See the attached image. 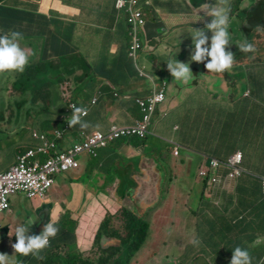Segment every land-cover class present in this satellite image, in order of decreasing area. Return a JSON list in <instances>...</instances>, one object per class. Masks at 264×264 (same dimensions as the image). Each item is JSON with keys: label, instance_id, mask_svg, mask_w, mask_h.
I'll list each match as a JSON object with an SVG mask.
<instances>
[{"label": "crops", "instance_id": "0c3cea01", "mask_svg": "<svg viewBox=\"0 0 264 264\" xmlns=\"http://www.w3.org/2000/svg\"><path fill=\"white\" fill-rule=\"evenodd\" d=\"M69 1L71 5L73 3L74 9L68 6V0H3L0 3V35L16 31L17 27H21L23 32L21 44L28 50L33 48L31 51V56H34L33 61L41 62L79 55L81 60L87 62V72L82 70L80 64V67L71 75L70 81L64 82L70 86L72 100L81 105H90L91 102L93 104V99L98 98L97 103L91 105L88 116L83 117V120L89 123V127L86 130H81L79 125L71 128L74 140L78 137L81 139L84 132L104 131L116 124L132 125L141 119L142 109L140 110L136 99L150 97L158 83L162 82L160 80L163 77L171 78L167 62L175 60L184 63L194 62L191 61V55L194 53L191 32L194 29H202L201 20L204 16H208L201 7L206 3H216V0L142 1L148 22L144 33L146 44L140 58V64L148 70L149 77L144 78L138 76L137 64L128 55L130 20L124 11H120L121 18H118L116 0ZM233 1L230 0V9L233 8ZM245 4L244 10L249 8L251 2L249 6ZM150 14L153 16H149ZM230 14L229 12V16ZM212 19L213 17L210 16V22ZM238 21L237 17L230 18L229 32L233 31L232 25L237 24ZM248 26H250L249 23ZM252 32L248 43L254 46V51L245 53L250 57L246 58L247 64L244 69L233 68L228 77L216 72L205 74L202 71L201 77L197 74L196 63L199 62H196L191 67L193 72L189 80L191 83L178 82L185 85L183 90L186 86L191 87L190 92L202 89V94L196 96L207 95L212 99L211 104L204 101L208 104V110L216 109L213 101L219 95L212 96L210 93L215 87H230L229 95H232L234 89L238 88L236 96L238 100L249 99L254 94L262 95L261 99L255 101L254 104L246 102L242 104L245 108L242 119L236 121L232 116L219 115L221 113L219 111H215L218 114L216 117L209 118L206 122H204L205 116H202V139L196 142L195 138L191 141L189 131L177 123V118L174 119L172 128L180 133L167 136L160 129V125L171 117L169 114L171 112H166V116L160 115L161 120L154 117V129L152 126L151 135L146 140L122 139L101 150L97 158L91 159L87 156V159L81 163L83 166L85 162H89L85 165L87 170L84 171L82 177H77L76 173H72L67 184L56 188L51 196L45 199H30L25 195L14 196L12 204L17 205V209L13 206L0 218V253L9 256L8 264H46L53 256L63 255L62 248L66 254H86L93 250L96 243L95 231L103 218L82 217L84 212L86 214L89 211H92L91 214L95 212L98 206L96 196L104 201L117 199L114 191L119 188L121 197L122 193H127L129 190L131 192L129 196L134 199L136 196L133 187L120 185L124 184L127 180L126 176H129L132 181L136 180L134 186L137 190L141 174L145 175L146 179L159 178L161 190L165 189V182L168 179L170 186H177L175 178L165 176L171 171L168 170V165L172 160L170 154H167L169 157L167 162H163L161 157V152L165 149L169 150V144L171 149L173 148V155L175 148L179 147L180 154L174 156L175 158L182 156L180 148L184 146L188 150L187 157H195L198 154L202 157V161H199L202 162V168H209L214 158L227 160L236 152L241 151L244 153L245 169L264 177V25L253 28ZM254 59L262 62H251ZM85 75L88 78L85 77L83 80L82 77ZM198 78H200L199 81ZM244 81L246 91L243 93ZM216 82L219 83L216 84ZM64 83L61 84L62 87L65 86ZM14 85L11 87L14 88ZM11 87L5 88L6 94L13 92ZM109 89L112 91L110 92ZM56 90L59 91V87ZM23 95L22 98H26L27 93ZM6 98L13 101V97L7 96ZM181 99L183 97L179 98L177 95L173 97V100L177 102ZM25 101H17L13 105L14 117L6 116L5 122L10 124L7 128L10 142L15 141L13 132L17 131L18 125L24 120L36 122V124L38 122L39 113L32 114V110L28 111L26 107L32 105ZM63 106L58 102L52 103L51 110L54 114L48 116L49 120L58 121L61 128H64V124L60 122L59 109ZM4 108H8L7 104L0 103V109L4 110ZM157 113L160 114L159 109ZM221 126H228V132L216 130ZM45 127L46 124L41 130L37 125L34 130L48 131ZM32 134L33 130L30 137L31 144L34 142ZM153 136L163 141L165 149L152 138ZM172 142L176 145L172 146ZM17 148L12 147L14 152L12 158L3 152V148L0 149V173L9 171L17 163V156L22 150L20 145ZM147 153L154 156L153 161L145 157ZM228 173L227 169L220 171L222 181L218 185H211L212 180L202 176L205 179L202 178V194L199 196L202 200V209H204L202 218H197L195 225L191 220H187L188 218H183L179 226V228L186 229V220L190 222L191 227L188 230L195 229V241L199 242L192 249V254L188 258L189 264L201 256L202 264H231L233 250L238 246L250 252L252 264H264V193L261 181L248 175L236 181L227 180ZM113 180L119 183V187L117 184L106 186L105 183ZM194 190V186L184 189L185 193H182L180 200L176 198L172 205L177 202L178 206L186 205L192 200V205L195 201L194 207H199L198 199L187 194L188 191ZM109 192H112L114 198L109 195ZM124 201L126 200L122 199L120 202ZM26 206H28L27 210ZM219 206H227L229 210L223 215L228 218H210L213 209L219 210ZM209 207H211L210 211ZM207 212H209V218H203L207 217ZM170 220L172 218L154 219L152 226L150 225V233H152L148 240L149 243L152 237L156 236L154 231L166 232V224L168 225L167 231L170 229ZM50 221L59 228V233L50 240V246L41 252L42 260L32 255L23 256L15 253L12 245L17 242V238L15 235L9 236L11 229L14 234L18 226L29 227L28 235H39ZM159 246L158 241L157 250L160 249ZM51 249L52 253L60 251L49 256ZM141 255L146 257L143 264H146L149 259L151 264H163L164 262L159 256L157 257V251L148 254L146 250H142ZM154 255H156L155 258ZM153 259L156 261L154 262ZM185 262L188 264L187 259H184L182 255L177 264Z\"/></svg>", "mask_w": 264, "mask_h": 264}, {"label": "rangeland", "instance_id": "374dc122", "mask_svg": "<svg viewBox=\"0 0 264 264\" xmlns=\"http://www.w3.org/2000/svg\"><path fill=\"white\" fill-rule=\"evenodd\" d=\"M241 0L240 2H238V4L236 3V0H234L232 2L233 7H235V14H240L241 16H244V13L242 12L241 9H239V6L241 7L242 4ZM251 2V6L252 5H257L259 0L257 1H252V0H244L243 1V6H246L245 3H247V5L249 6V3ZM230 3V0H229ZM49 7H51V5H48ZM68 6L71 7L72 9H74L73 7V3L72 5L70 4V1L68 0ZM249 6L250 8L248 10H252V7ZM48 8V7H47ZM192 8V5H191ZM241 10V11H239ZM250 12H248L247 14H249ZM126 13V12H125ZM126 15L128 16V13H126ZM149 16H153V15H149ZM204 16V15H203ZM204 19L201 20V26L202 29H205L206 34L210 36V31L206 29V24L210 23V16H204ZM207 19V20H206ZM243 21H240L236 26H238L239 28H243L244 26H239L240 24H242ZM148 26V24H147ZM146 26V27H147ZM18 32L22 33V28L21 27H17ZM20 40V46L25 49L27 52L30 53V57H29V64L26 66L25 69L28 68V66H31L35 63H38L40 61H33V55L31 56V51L32 50H28V48L26 46H24L23 44H21ZM146 44V40L144 39V44ZM209 44H210V39H209ZM97 52V49H95ZM210 59V58H209ZM208 61H205L204 63H190V67H192L193 64L196 63V66L198 67V71L197 74H199L202 77V71L206 74L208 71V69L205 67V64ZM71 62L68 63V65H70ZM71 69L72 66H70ZM69 67V68H70ZM82 70L84 71H88V66H87V62L84 60L81 64ZM57 68V67H56ZM69 68L64 69L62 72H59V75H62V78H66V80L64 81L66 83V81H70L71 76H65L68 72H69ZM192 70V69H191ZM233 70V69H232ZM148 71V70H147ZM209 72V71H208ZM52 73V72H51ZM231 75V71L228 72ZM46 74V75H45ZM44 75H42V77H39V81L43 84V81L41 80V78H43L44 80L46 79V81H48V83H44V95L45 97H49L50 96V92L48 91V88L51 85H55L56 82H58L57 75H49V73H45ZM48 74V75H47ZM193 76V74H192ZM88 76H83L82 79L84 80V78ZM21 78V73L18 72H14V74L12 72L10 73H5V74H0V103L4 104L6 103L8 108H4L5 112H6V116L10 115V113L14 110L13 105L17 102H23V100L25 101V98H22L24 95L21 94L19 91L15 90V88L11 87L13 86V84H17L18 79ZM172 79L174 81V84L172 83ZM200 78H198L197 80L199 81ZM56 80V81H55ZM196 80V82H197ZM15 81V82H14ZM14 82V83H13ZM63 82V83H64ZM179 81L174 80V77L171 75V86L169 87V92H168V97H166V99L157 105V109L159 108V113H156L155 118L157 117L159 120L160 119V115L161 116H166V112H171L169 113L171 117H169V120H167L165 123L160 125V129L163 130L165 132V134L167 136H172V135H176L179 134L180 132L178 131H174L172 128V123L174 121L175 118H177L178 122L180 123V125L185 128L186 130L189 131V137L191 138V141L193 138H195L196 142H198V140L201 139L202 136V116H205V119H209V118H214L216 117L218 114L215 111H219L221 113H219V115H226L228 117H233V119H242L243 114L245 112V108L244 106H242V104H244L245 102L247 104H254L255 101H257L258 99H261L262 95H256L254 94V96H252L249 99H239L236 97L237 93H238V88L234 89V92L232 95H229L228 93L231 92V88L230 87H215V89H212L210 91L212 96H217V99H215L213 101V106L216 109H212V110H208V104L204 103L207 102L209 104H211L212 99L207 96H200L197 97L196 95L202 94V89H198V90H194L192 92H190V88L189 86H186L184 88V90H181L179 88V91H181V93L177 94V86L176 83H178ZM34 83V82H33ZM65 86H61V92H62V97L64 98V101L70 100L71 99V93H70V86L69 84H65ZM188 83H191L188 81ZM219 82H216V84ZM18 85H21L23 87V89L26 90L27 96V103H29V105L32 106H27L26 109L28 111L32 110L34 114V112H38V122L36 124V122H31L28 120H24L22 123H20L18 125L17 131L13 132L15 133L14 142H10V136L7 132V130H4V128H8L10 126V124H7L5 121V117H0V149L3 148V152H5L8 156H10V158H12V156L14 155V152L12 150V147H14V149H16L18 147V145H20V147L22 148V150H20L19 154L21 152H27L31 149L36 148L39 144L38 140L35 139V137L32 134L33 140L34 142L31 144V133L32 130L35 131L34 129L37 127V125H39V127L41 128V130H43V126L44 124H46L49 119L48 116L51 114H54V112L51 110L52 107L54 109V106H50L46 101L43 95H42V88L39 89V87H34V84H29V83H24L23 81H20ZM174 86V87H173ZM6 87H11V89L13 90L12 93L6 94L5 93V88ZM39 89V90H34V89ZM175 92H174V91ZM222 90H226V92H222ZM59 91H60V86H59ZM109 91L111 92L112 90L109 89ZM245 91H246V87H245ZM60 92V94H61ZM224 94V95H223ZM177 95V97L181 98L183 97V99H181L179 102L173 100V97H175ZM13 97V101L12 100H7L6 97ZM195 96V97H194ZM30 97V99L28 98ZM264 97V96H263ZM149 98V97H148ZM148 98H143V99H148ZM98 100V98H94L93 99V104L91 102L90 105H85L82 108H85L86 110H90L91 105H94L95 102ZM75 102V101H74ZM10 107H9V105ZM75 103H73L74 105ZM138 106L140 107V110L142 109L141 106L138 104ZM13 107V108H12ZM68 110L71 109V107H68ZM255 108L257 109V105L255 106ZM12 109V110H11ZM169 109V111H168ZM11 110V111H10ZM70 112V111H69ZM173 113V114H172ZM141 120V119H138ZM137 120V121H138ZM137 121L132 124V125H117L116 126H120V127H130V126H134L137 124ZM150 124L153 125L154 124V117L151 118L150 120ZM3 129H2V128ZM69 124L66 123L64 124V128H59V129H49L47 128L48 131H40L38 130L40 133H44L47 135H52L55 134L57 131H60L63 133V139L59 140L60 146L62 147V149H67L70 147H73L75 144H77L78 142L85 140L86 138L92 136L95 132H103V131H95L92 133H83V137L81 139L74 140L73 139V134L71 131V128L69 129ZM154 129V126H153ZM178 129V128H176ZM153 132V130H152ZM105 133V132H103ZM108 132H106V134H108ZM198 135H200L198 137ZM134 140L136 138H138L137 136H129V137H122L116 141H114L113 143L122 140V139H130ZM133 138V139H132ZM156 142H158L161 147H163L165 149V147L163 146V141L158 138L153 136L152 137ZM111 143V145L113 144ZM172 146H175L176 143L172 142L171 143ZM5 145V147L3 146ZM169 150L167 151L165 149V151L161 152V157L164 160L163 162H167L169 157H167V154H170V157L172 158L170 165H168V170L169 175H165L166 177H170V178H175L176 180V187H172L170 186V181L169 179L165 182V186L164 190L160 189V179L156 178L153 179L151 177H149L148 179L145 178V175H139V188L136 190L134 183H124L120 186H127L128 188L133 187V190L135 191V198L131 199V197L129 196V194L131 193L129 190L127 191V193H122V197H121V191L119 190V188L115 189L114 193L116 194V198L117 199H113L111 201H104L102 198L96 196L97 202H98V206L95 209V212L93 214H91L92 211H89L87 214L84 212V216L82 218H84L85 216H88L90 218H111V217H115L113 218L114 222H113V226L116 227L117 229H120L122 231H124L125 225L123 223V221L121 220V211L123 208H128L131 211H134L138 214V216H142L145 217L144 219H146L150 225L152 226V222L154 221L155 218H169L172 220H170L171 225H170V229L167 231V224H166V232H155L156 236L152 237V241L149 243L147 242L142 250H146V252L148 254H151L154 251L158 252L157 257L159 256L162 260H164L163 264H168L170 262V264H177V261L180 260V257H184V259H187L188 262V258H190L191 254H192V249L194 248V246L196 244L193 243V241H195V229L192 230H188L191 227L190 222H188L187 220H191L194 225L197 222V218H202V212H204V209H202V200H200L199 196L202 194V185H203V181H202V175H201V171L203 169L207 170L210 168H206L203 167L202 168V162L200 163L199 161H202V157H200L198 154L194 157H187L188 155V150L187 148L181 147L180 150L182 151V156L179 158H175L174 156H178L180 154L179 151V147L177 146L175 148V152L174 155L172 154L173 152V148L171 149V145L169 144ZM108 148V147H107ZM18 149V148H17ZM106 149V148H102L99 150V154L100 155V151ZM234 155V154H233ZM232 155V156H233ZM98 156H88V158L90 157L92 158H97ZM147 159H150V161L154 160V156L151 153H147L145 156ZM231 157V156H230ZM78 161L80 162V167L74 170H70L68 172L65 173H61L56 175L55 180H56V185L54 184V186L51 188L50 192L48 193L47 196H51L52 194H54V190L56 188H58L59 186H63L67 184V181L70 180L69 176L72 175V173H76V175H78L77 177H82V174L84 173V171L87 170V168L85 169V165H87L89 162H85L83 164V166H81V163L85 161V159H87L86 155H80L77 157ZM12 160V159H11ZM181 160V162H180ZM183 161H185V164H183ZM148 163H152V162H148ZM211 165V164H210ZM76 170V171H75ZM176 173V174H175ZM165 176H164V181H165ZM117 177V176H116ZM114 178V177H113ZM203 180H205L203 178ZM230 180V179H227ZM86 181V180H83ZM220 181H222V178L219 179V181L217 182H210L211 185H218L220 183ZM116 180L113 181H109L106 184V186H114L115 184H117V186L119 187V183H116ZM103 183V182H101ZM159 186V189H157V187ZM194 186L195 190L194 191H188V195L193 197L194 199L197 198L198 202H199V207H194V202L193 201V205H192V200L188 201L186 205H180L178 206V202L174 205H172L173 201L177 198L180 200L182 193L184 192V189H188L189 187ZM63 188V187H62ZM133 194V196H134ZM109 195L113 197L112 192H109ZM114 198V197H113ZM122 199H125L126 201H124L123 203H121L120 201ZM115 200V201H114ZM113 201L115 202V204L113 205ZM102 206H101V205ZM14 209H17L16 206L17 205H13ZM25 209H28V206L25 207ZM86 214V215H85ZM183 218H188L186 220V229L183 227L179 226L182 223ZM210 218H221V214L218 211H212ZM102 224L100 223L97 230L95 231V242H97V236L100 232ZM151 229V228H150ZM151 231V230H150ZM152 233V232H151ZM150 233V236H151ZM113 232H108L106 234L103 235V239H102V243L111 240ZM150 238V237H149ZM158 241L160 242V246H159V250L156 249L157 247V243ZM107 244V243H106ZM121 244L126 248L128 247V244L124 241H121ZM91 250L90 252L86 253L87 257H92V260L95 259L94 254H92ZM141 251L138 253L139 255L137 256L136 259H133V261L130 264H143V262L146 260V257L141 255ZM249 252V251H248ZM250 253V252H249ZM251 255V254H250ZM156 257V255H154V258ZM150 258V257H148ZM154 262L156 261V259H153ZM146 264H151L150 259L148 260V262ZM184 264H187L186 262ZM189 264V262H188ZM191 264H202V256L195 260L194 262H192Z\"/></svg>", "mask_w": 264, "mask_h": 264}, {"label": "built area", "instance_id": "2783aa9c", "mask_svg": "<svg viewBox=\"0 0 264 264\" xmlns=\"http://www.w3.org/2000/svg\"><path fill=\"white\" fill-rule=\"evenodd\" d=\"M116 7L119 11L125 10L130 14L129 20L133 30L131 56L136 60L141 76H145L147 71L146 67L140 64V52L144 44L141 34L148 22L141 2L140 0H117ZM166 84L162 83L161 86L156 87L148 99L138 100L143 116L136 125L130 127L113 125L108 134L95 132L66 151H59V140L63 139L61 130L57 131L54 137L34 131L33 136L40 145L27 152H21L13 167L7 172L0 173V218L12 208L14 196L25 195L30 199H45L56 182V175L80 167L78 156L96 157L100 149L109 147L111 143L124 136L147 137L150 133V120L157 111V105L166 99L168 90ZM243 163L244 153L238 151L227 160L214 158L210 168L203 169L201 175L205 178L211 175L212 181L217 182L221 178L220 171L227 169L229 179L238 180L248 173Z\"/></svg>", "mask_w": 264, "mask_h": 264}, {"label": "trees", "instance_id": "16d2710c", "mask_svg": "<svg viewBox=\"0 0 264 264\" xmlns=\"http://www.w3.org/2000/svg\"><path fill=\"white\" fill-rule=\"evenodd\" d=\"M142 1L145 0H140L141 5H142ZM241 0H236V3L238 4V2H240ZM257 1V0H256ZM117 2V0H116ZM239 5V4H238ZM251 6V5H250ZM252 10L250 12V10L246 11L244 10V8L246 6H243V2L241 4V7L239 6V9L242 10V12L244 13V16H241L240 14H238V16L235 14V7L234 6L232 9H230V18L232 17L233 19H235L236 17L239 19L238 23L240 21H243L242 24H240L239 26H244L243 28H239L238 26H236L237 24L232 25L233 31L229 32L230 33V45L227 47L228 51H231L234 53V57H235V64H234V69L240 68V70L244 69V66L247 64L246 58L250 57L249 55L243 53L242 51H240L239 46L240 44H245L248 43L251 39V35H252V29L256 28L257 26H263L264 25V0H259L257 5H252ZM239 10V11H241ZM118 13V18H121V12L119 10H117ZM124 12H126L125 10H122ZM246 11V12H245ZM248 12H250L249 14H247ZM127 13V12H126ZM128 17H130V14L128 13ZM248 23L250 24V26H248ZM252 26V28H251ZM130 30H129V42H128V55L129 57L136 62V60L131 56V47H132V42H133V37H132V24L130 23L129 26ZM235 31V32H234ZM145 30L142 32L141 37L142 40L145 38L144 36ZM240 39H242V41L240 42ZM145 45H143L142 50L140 52V57L142 56V52L144 51ZM71 62L70 65H68V63ZM83 60L80 59L79 55H72V56H68V57H61L59 59H54V60H46V61H41L38 63H35L31 66H28L27 69H25L24 72L21 73V78L18 79L17 84L14 85L15 90L19 91L21 94L26 93V90L23 89V87L21 85H18L20 81H23L24 83H29V84H34V87H39L42 88V95L43 97L48 100L46 101L50 106L52 103H60L62 105V99L64 100V98L62 97V95L60 94V91H57L56 88H58L59 86H61V84L66 80V78H62V75H59V72H62L64 69L69 68L70 66H72L73 69H71V67L69 68V72L65 75L67 76H71L78 67H80L79 65L82 64ZM251 62L253 63H260L262 61H259L257 59L252 60ZM137 64V63H136ZM57 67V68H56ZM137 67V74L139 77L141 76V73L139 71L138 65H136ZM92 68V67H91ZM52 72V73H51ZM207 73H209L208 71H206ZM45 73H49V75L53 74V75H57V80L58 82H56V87H54L53 85H51L48 88V91L50 92V96L49 97H45L44 95V83H48V81H46V79L44 80L43 78H41V80L43 81V84L39 81V77H42V75H44ZM46 75V74H45ZM48 75V74H47ZM220 75H224V76H229L228 71H225L223 73H220ZM56 81V80H55ZM160 81H162V83H167L166 85L171 86V78L170 77H163ZM34 82V83H33ZM172 83L174 84V81L172 79ZM176 86H178L180 89L183 90V87L185 85L181 83H178ZM263 86H264V81H263ZM244 87H245V81H244ZM243 87V93L245 92V89ZM179 88L176 89L177 94L180 93L181 91H179ZM39 89H34V90H39ZM52 91L54 93H52ZM140 98H137L136 101L138 103V100ZM25 100H27L25 98ZM26 102V101H25ZM27 103V102H26ZM70 107L69 102L67 104H65L63 106V108L59 109V114H60V122L63 124H66V120L71 116L72 114V109L68 110V108L66 107ZM70 111V112H69ZM15 112H11L10 116L14 117ZM6 112L5 110L0 109V117H5ZM6 119V117H5ZM208 121V119L204 120V122ZM5 122V121H4ZM58 121H54V120H49L46 123V129L49 128L51 129H59L61 128V125L59 126ZM205 124L203 123V126ZM2 128V127H1ZM227 128L228 126H221L219 128H217L216 130L219 132H224L227 133ZM3 129V128H2ZM4 130H7V128H4ZM110 130V128L108 130H104L103 132H108ZM215 130V131H216ZM219 134V133H218ZM55 134L50 135L51 137H54ZM215 135V134H214ZM136 139H140V140H146V139H141V138H136ZM202 139V137H201ZM59 143V151H66L67 149H62V147L60 146ZM212 161V160H211ZM251 176L254 178H257L261 181L262 184V188L264 187V177L255 174V173H246L244 176ZM127 180L126 183L132 182L135 184L136 180H131L129 179V176H126ZM124 178V177H123ZM210 179L212 178L211 175L209 177ZM212 180V179H211ZM131 183V184H132ZM219 210L218 209H213V211H218L221 214V218H228V216H224L223 214L225 212H227L229 209L227 208V206H219ZM211 207L208 208V210L210 211ZM207 217H203V218H209L208 214L209 212L206 213ZM113 218L115 217H111V218H105L104 221L102 222V226L100 229V232L97 236V242L95 243V246L93 248L92 254H94L95 259L92 260V257H87L86 254H80V253H76V254H66L65 250L62 248L63 251V255L58 254L56 257H52V259H50L49 263L46 262V264H130L133 259H135L138 255V253L141 251V249L143 248V246L148 242L149 237H150V223L144 219L145 217L142 216H138V214L134 211H131L128 208H123L121 211V220L123 221L125 228L124 231L117 229L116 227L113 226ZM113 232L111 240H109L108 242H103L102 243V237L104 234L108 233V232ZM121 241L124 244V241L128 244V247H124L121 244ZM107 243V244H106ZM53 249V248H52ZM52 249H51V253L49 254V256L53 255V254H57L60 250H58V252H53L52 253Z\"/></svg>", "mask_w": 264, "mask_h": 264}, {"label": "clouds", "instance_id": "9594fccd", "mask_svg": "<svg viewBox=\"0 0 264 264\" xmlns=\"http://www.w3.org/2000/svg\"><path fill=\"white\" fill-rule=\"evenodd\" d=\"M201 9L204 10L207 15L213 17L212 21L206 24V29L209 30L212 35L209 38L205 32V29H194V31L191 32L194 43V53L191 55V61L199 63L208 61L205 64V67L209 70V72H230L234 67L235 57L233 52L227 50V47L231 44L229 33V0H216L215 4L206 3L201 7ZM22 38V33L18 31H11L9 33L0 35V74L10 72L22 73L25 71L26 66L29 64L30 53L20 46L19 41ZM238 46L240 51L243 53L254 51V46L250 43L240 44ZM167 63L168 69L171 75L174 77V80L183 81L186 83L191 79L193 72L191 70L190 63H184L177 60ZM142 77L148 78L149 75L147 73V75ZM154 81L155 80H153V82ZM161 85L162 82L158 83L156 87ZM168 92L169 88L167 90L166 97H168ZM68 102L72 109L71 116L66 120V123H68L70 126L69 129L71 127L75 128L77 125H79L81 130H86L89 127V123L83 120V117L88 116L90 110L82 108L85 105H81L76 101L74 102V100H72V96L71 99L67 101L62 99L63 105L67 104ZM73 103L75 104L73 105ZM95 103H97V101ZM157 111L152 117H155ZM152 126L153 125L150 126L149 135H151ZM147 137L141 139H147ZM247 171L248 173H253L252 171ZM228 176L227 178L229 179ZM262 191L264 193V187L262 188ZM104 219L105 218H103V221ZM28 232L29 227L24 226H18L15 229L14 234L12 233L11 229L9 236L11 237L15 235L17 238V242L14 243L12 247L14 248L15 253H19L23 256L32 255L34 258L42 260L43 256L41 255V252L50 246V240L57 236L59 233V228L50 221L44 226L41 234L28 235ZM193 243L198 244L199 242L193 241ZM8 257V255L0 253V264H8ZM231 264H252V256L246 249L238 246L233 250Z\"/></svg>", "mask_w": 264, "mask_h": 264}, {"label": "water", "instance_id": "95a60500", "mask_svg": "<svg viewBox=\"0 0 264 264\" xmlns=\"http://www.w3.org/2000/svg\"><path fill=\"white\" fill-rule=\"evenodd\" d=\"M3 0H0V3L2 2Z\"/></svg>", "mask_w": 264, "mask_h": 264}, {"label": "flooded vegetation", "instance_id": "af4514ba", "mask_svg": "<svg viewBox=\"0 0 264 264\" xmlns=\"http://www.w3.org/2000/svg\"><path fill=\"white\" fill-rule=\"evenodd\" d=\"M18 73H20V72H18ZM13 74H14V72H13Z\"/></svg>", "mask_w": 264, "mask_h": 264}]
</instances>
